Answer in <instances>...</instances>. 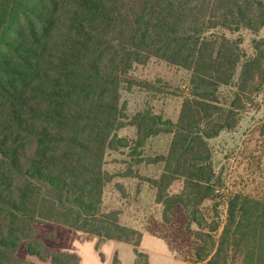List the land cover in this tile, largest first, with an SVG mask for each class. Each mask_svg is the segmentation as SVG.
Here are the masks:
<instances>
[{"label":"trees","instance_id":"16d2710c","mask_svg":"<svg viewBox=\"0 0 264 264\" xmlns=\"http://www.w3.org/2000/svg\"><path fill=\"white\" fill-rule=\"evenodd\" d=\"M263 25L264 0H0V264H31L22 248L81 264L50 250L41 224L138 247L142 232L102 208L106 155L161 133L170 149L149 181L166 238L180 209L178 242L191 264H264V197L228 195L224 219L217 203L203 207L220 195L209 141L234 129L264 87V38L247 53L227 32ZM152 58L190 73L176 121L150 109L129 117L120 105L137 84L133 67ZM127 125L133 141L118 136Z\"/></svg>","mask_w":264,"mask_h":264},{"label":"rangeland","instance_id":"374dc122","mask_svg":"<svg viewBox=\"0 0 264 264\" xmlns=\"http://www.w3.org/2000/svg\"><path fill=\"white\" fill-rule=\"evenodd\" d=\"M227 35L241 38L242 49L250 53L253 40L264 38V25L260 31L243 29L236 33L227 32ZM131 75L137 84L124 87L121 91L120 105L125 108L126 114L132 117L139 110L150 109L176 121L182 97L189 90L191 76L188 70L152 58L146 64L135 65ZM145 83L148 85L146 88ZM229 90V87L223 88L224 93ZM117 133L130 141L136 139L133 125L125 126ZM170 143L171 135L161 133L147 139L142 148L134 149L131 143V148L109 151L106 155L109 181L103 193L102 208L106 212H119L121 224L142 232L143 239L138 247L102 240L98 236L55 224L38 226L43 243L53 251L78 254L81 264H116V261L118 264H135L138 253L143 254L139 264H145L146 259L147 264H191V258H186L188 246L178 242V223L184 219L180 209H177L175 219L177 225L170 228L173 242L166 238L169 230L165 229L162 221L163 207L156 202V190L149 181L163 172V163L156 162V158L167 154ZM209 144L220 195L213 201L205 202L203 207L212 209L217 203L224 219L228 195L247 194L255 200L264 197V87L253 103L241 112L237 126L221 131ZM181 188L182 182L173 183V191ZM19 255L31 264H52L29 255L24 248L19 250Z\"/></svg>","mask_w":264,"mask_h":264}]
</instances>
